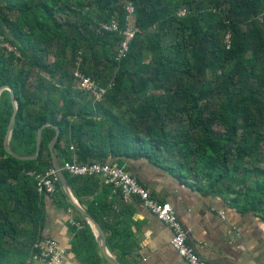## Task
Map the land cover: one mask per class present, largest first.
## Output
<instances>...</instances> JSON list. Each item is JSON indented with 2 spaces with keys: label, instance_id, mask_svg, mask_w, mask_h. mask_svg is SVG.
<instances>
[{
  "label": "trees",
  "instance_id": "16d2710c",
  "mask_svg": "<svg viewBox=\"0 0 264 264\" xmlns=\"http://www.w3.org/2000/svg\"><path fill=\"white\" fill-rule=\"evenodd\" d=\"M128 4L138 32L116 61L122 36L97 28L111 19L125 28ZM0 36L18 51L6 56L0 47V86L12 89L18 106L13 152L33 155L38 129L50 123L59 130L53 145L59 167L73 154L79 163L144 158L264 221V0H0ZM79 53L81 72L100 86L111 84L101 102L75 88ZM11 114L6 90L0 95V264H24L42 239L43 194L36 185L51 168L46 145L54 131L43 128L35 160H17L2 145ZM63 176L121 262L128 248L102 219L109 205L82 201L99 179ZM55 186L50 196L60 205L65 197ZM75 214L82 228L73 227L69 251L81 264H107Z\"/></svg>",
  "mask_w": 264,
  "mask_h": 264
},
{
  "label": "crops",
  "instance_id": "0c3cea01",
  "mask_svg": "<svg viewBox=\"0 0 264 264\" xmlns=\"http://www.w3.org/2000/svg\"><path fill=\"white\" fill-rule=\"evenodd\" d=\"M122 165L151 196L171 205L188 232V244L200 260L207 264H264V221L260 217L229 207L220 195L196 190L173 172L144 158H130ZM74 200L84 208L75 197ZM90 200H104L110 207L102 219L118 229L128 253L119 262L106 249L120 264H187L170 245V229L144 208L138 198H122L112 193L111 186L98 183L92 197L82 198L83 203ZM65 201L57 205L52 196L43 195L41 237L55 240L65 249L66 255L60 264H81L69 251L73 227L67 223L66 209L70 206L66 198ZM72 210L71 216L77 220ZM95 242L97 244L96 238ZM27 259L24 264H43L40 261L27 263Z\"/></svg>",
  "mask_w": 264,
  "mask_h": 264
},
{
  "label": "built area",
  "instance_id": "2783aa9c",
  "mask_svg": "<svg viewBox=\"0 0 264 264\" xmlns=\"http://www.w3.org/2000/svg\"><path fill=\"white\" fill-rule=\"evenodd\" d=\"M125 28L120 29L116 19L108 22H101L97 28L98 33H114L118 32L122 39L118 45L114 59L119 61L126 57L130 42L138 29L133 25L134 7L128 4L125 7ZM184 10L178 12V16H183ZM1 40L3 38L0 37ZM8 46V45H7ZM7 51H12V48ZM2 47V46H1ZM6 50V49H5ZM82 58L80 53L74 59V68L72 71L75 88L79 91L87 93L94 102H101L107 92L111 88V84L106 86L98 85L91 77L85 75L80 70ZM72 150V147H69ZM60 170L66 172L72 177H93L98 178L101 184L109 185L113 194H119L122 198H138L144 208L149 210L154 217L164 223L171 231L172 237L170 245L177 256L187 264H207L200 260L194 249L187 242V230L183 227L177 218L171 205L166 202H160L151 196L149 190L138 182V180L126 170L123 165L117 162L101 163L93 161L91 163H79L75 160L74 154L70 162H66L60 167ZM57 178L55 172L49 168L43 175L37 176L36 189L39 194L50 196L56 192ZM68 214L67 223L79 230L82 224L73 219L71 209H66ZM66 255L64 248L60 247L55 240L42 237L36 241L31 248V255L27 259V263L40 261L43 264H60Z\"/></svg>",
  "mask_w": 264,
  "mask_h": 264
},
{
  "label": "water",
  "instance_id": "95a60500",
  "mask_svg": "<svg viewBox=\"0 0 264 264\" xmlns=\"http://www.w3.org/2000/svg\"><path fill=\"white\" fill-rule=\"evenodd\" d=\"M8 91L10 94V103L12 106V114L9 118L6 132L3 138V149L6 153H8L11 157L20 160V161H26V160H35L40 151L41 147V133L44 127L52 126L54 135L50 139V141L47 143L46 148L48 151L49 159H50V166L51 169L55 172L57 183L59 185L60 190L62 191L63 195L65 196L67 203L69 206L80 216V218L89 226V228L92 230V232L95 235L97 246L99 253L104 261H106L107 264H120L117 262L111 255L108 254L105 244V234L98 222L93 220L88 213L85 211L83 207H81L75 200L74 196L71 194L67 183L65 181V178L63 176V172L60 170L58 161L56 159L55 154L53 153V145L57 141L59 130L56 126H53L50 123H43V125L38 129L37 135H36V147H35V153L31 156H21L16 154L10 149L9 141L12 134V130L14 127L15 117L18 110L17 102L15 100V96L13 95V91L8 86H0V95L3 91Z\"/></svg>",
  "mask_w": 264,
  "mask_h": 264
},
{
  "label": "rangeland",
  "instance_id": "374dc122",
  "mask_svg": "<svg viewBox=\"0 0 264 264\" xmlns=\"http://www.w3.org/2000/svg\"><path fill=\"white\" fill-rule=\"evenodd\" d=\"M90 11H92V8L90 9ZM0 37L3 38L2 36H0ZM7 45H8V46H7ZM1 46H2V47H3V46H4V47L7 46L8 48H9V47L12 48V49H13L12 51H14V52H12V53H14L16 56L18 55V51H17V49H16L13 45H11L9 42L0 39V47H1ZM10 48H9V49H10ZM5 49H6V50H5L6 52H5L4 54L7 56V54H9V53H11V52L7 51V48H5ZM48 58H49V60H52L51 56H49ZM15 65H16V64H15ZM34 76L37 77V75H34ZM33 79H34V78H33ZM11 107H12V106H11ZM6 128H7V127H6ZM5 132H6V131H5ZM251 180H253V179H251ZM251 180H250L247 184L250 185V184L252 183ZM250 186H251V185H250Z\"/></svg>",
  "mask_w": 264,
  "mask_h": 264
}]
</instances>
